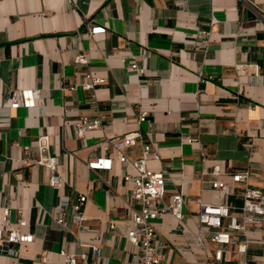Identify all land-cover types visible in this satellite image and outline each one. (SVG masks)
<instances>
[{"label": "crops", "instance_id": "1", "mask_svg": "<svg viewBox=\"0 0 264 264\" xmlns=\"http://www.w3.org/2000/svg\"><path fill=\"white\" fill-rule=\"evenodd\" d=\"M95 27L105 32L92 34ZM81 53L88 65L76 64ZM87 73L104 83L74 89ZM18 92H35L34 104L12 109ZM81 117L103 118V128L79 137ZM134 133L136 143L121 152L128 163L102 149ZM44 135L64 179L60 191L47 169L24 163L38 160ZM145 145L159 155L147 165L164 175L166 201L185 199V230L171 214L154 221L167 263L216 264L219 245L197 240L198 200L241 207L244 184L224 195L211 181L231 182L244 170L249 187L264 189V0H0V221L25 219L34 235L16 246L19 256L0 253V264H65L61 251L91 264H133L127 234L140 204L125 177L138 174L132 163ZM217 166L221 176L212 174ZM79 195L88 196L89 232L56 221L60 198L74 203ZM247 236L250 264H264V225ZM243 261L230 253L220 264Z\"/></svg>", "mask_w": 264, "mask_h": 264}, {"label": "built area", "instance_id": "2", "mask_svg": "<svg viewBox=\"0 0 264 264\" xmlns=\"http://www.w3.org/2000/svg\"><path fill=\"white\" fill-rule=\"evenodd\" d=\"M102 27L92 28V34L104 33ZM203 35H209V31H203ZM76 64L88 65L89 59L85 53L78 54L75 58ZM255 72H258L257 66ZM86 81L76 84L74 89L81 87L86 91H93L96 86L103 84L102 78L95 77L92 73L86 74ZM36 98L35 92H18L12 98L11 108L17 109L20 106H31ZM146 119L143 113L139 122ZM103 128V118L81 117L75 124L77 136L82 137L90 131ZM139 133L129 134L124 138H113L102 143V149L108 151L110 147L115 149L121 156V161L128 163V159L122 156L124 148L133 146ZM193 143L194 140H189ZM39 158L32 162L24 160L26 165L34 164L44 167L49 171V185L56 190H62L64 179L58 172V160L51 150V137L44 135L37 141ZM151 159L158 160L159 155L152 151L150 145L144 146V157L141 160L133 162L137 169L136 176H126L125 180L133 185L130 193L131 199L140 204V209L132 214V226L127 234L128 241L137 248L136 259L133 264H168L165 250L167 245L158 244V234L154 221L162 218L164 215L171 214L178 222V228L185 230L186 215L184 213L185 199L182 193H176L171 197V202L166 201L167 189L166 180L163 174L155 173L149 169L147 162ZM94 167V165H92ZM215 176H221L219 166L212 173ZM210 175L209 172L203 171L202 176ZM231 182L223 180L211 181L212 190L224 195H231L233 185L244 184L245 188L242 194L243 205L236 207L226 204H208L198 200L200 204V213L198 221L201 226V232L197 240L201 244H207L208 241L219 245L214 251L216 264H220L226 254L237 253L243 256L242 264H250L248 251L250 240L247 236L250 227H260L264 225V189L249 187L251 177L250 170L231 173ZM87 195H79L74 203L69 196L60 198L56 206V221L60 226L69 227L70 224L76 225L82 231H91L88 229L86 222V204ZM72 210L71 223L65 219V212ZM10 214L9 209L4 210V216L7 218ZM30 224L27 220L22 219L17 226L6 221L2 226L0 221V253L19 256L16 246L32 243L34 235L29 230ZM110 228L115 229L116 223L111 222ZM209 237V238H208ZM232 246V249L229 247ZM95 258H100L101 250L98 247H92ZM65 257V264H91L87 262L85 254H70L61 251ZM42 261L47 262L46 253L42 254ZM103 264H107L104 262Z\"/></svg>", "mask_w": 264, "mask_h": 264}]
</instances>
